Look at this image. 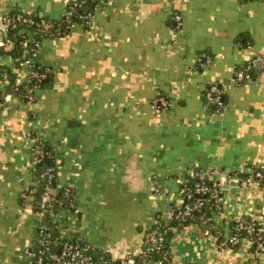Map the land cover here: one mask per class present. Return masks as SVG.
<instances>
[{
	"label": "crops",
	"instance_id": "0c3cea01",
	"mask_svg": "<svg viewBox=\"0 0 264 264\" xmlns=\"http://www.w3.org/2000/svg\"><path fill=\"white\" fill-rule=\"evenodd\" d=\"M72 1L0 0V34L10 13L60 20ZM31 62L50 71L33 102L7 98L0 73V264H28L41 227L31 198L22 202L38 142L58 154V187L73 192L75 211L55 218L68 240L138 253L196 172L232 177L212 216L223 239L240 219L264 223V187L241 177L264 167V0H106L87 28L43 38ZM0 66L28 83L11 55ZM217 240L200 222L180 227L166 264H264L247 238L232 249Z\"/></svg>",
	"mask_w": 264,
	"mask_h": 264
},
{
	"label": "built area",
	"instance_id": "2783aa9c",
	"mask_svg": "<svg viewBox=\"0 0 264 264\" xmlns=\"http://www.w3.org/2000/svg\"><path fill=\"white\" fill-rule=\"evenodd\" d=\"M106 0H98V5L95 8L94 13H90L86 16H81V19L85 21L86 26H90L92 18L95 16L97 7L101 2ZM78 6V1L73 0L72 3L68 6V9L63 16L65 20H69ZM8 16L3 18L5 24V30L0 34V47L11 48L14 45V41L7 36L8 25L10 24ZM15 21L22 23H32L28 17L23 15H17L14 18ZM63 20V19H62ZM177 21H180V18L177 17ZM37 26L40 29L45 31L51 28V24L45 20L37 23ZM35 41V40H33ZM40 46L36 42V48ZM30 50L24 53L23 61L20 63L21 66H27L29 68V79H36V82L32 87H29L27 90V99L30 102L34 101V93L39 87L40 81L45 77V74L39 75L32 70L33 62L31 58H28L31 55ZM247 74L243 71H240L237 74L236 81L238 83H243L247 79ZM15 97L13 94H8L7 98ZM208 97L214 102L215 105H222L221 94L219 89L216 86H211ZM160 100V99H159ZM160 102L162 105L167 106L168 103L161 99ZM42 152L39 149H35L32 159V166H36V163L39 162ZM260 170L256 172L252 180L261 181L263 178L264 167H260ZM51 170H47L49 174ZM192 177H198L200 180L208 178L209 182H196L192 187L189 185V180L186 178L179 188L178 195L182 200V204L177 207H171L168 209L161 217V222H159L153 229L147 234L145 242L141 250L136 254L116 256L108 252H103L97 250L89 245L82 244L81 241L68 240L61 234L60 231L59 237L65 239L66 241L62 244L61 250L58 253L50 254L49 247L51 241L49 240L50 235H45L44 231L40 229L37 233V244L41 245V250L39 255H37V264H166L167 259L170 257V252L166 244L165 233L169 230H172L168 227L169 223L172 221L185 223L188 221H200L203 227L214 223L213 214L210 217H200L199 213L203 207H206L211 201V206L214 208V213H220L222 211V195L226 191V184L231 180V176L225 172L219 173V175H204L202 173L196 172ZM208 198V199H207ZM72 207H74L72 205ZM48 208L45 206L42 207L40 213L41 216L46 215ZM52 213V212H51ZM62 212L59 214H51L55 218L60 217ZM213 229H216L215 225H212ZM207 232H211L210 227H205ZM60 230V229H59ZM244 234V235H243ZM221 232L218 231L216 237L218 238L217 244L221 249L225 248H234L239 244L241 237L245 236L251 243V246L254 248L256 253H264V223L238 220L237 224L234 226L233 232L228 239H220ZM54 245H58V242L55 241ZM60 245V243H59ZM168 249V250H167ZM95 253L105 254L106 257H101L98 262L93 260ZM30 258L32 259L35 255L32 251L30 252ZM155 255H160V257L154 258ZM143 260V262L141 261ZM28 264H34L32 261H29Z\"/></svg>",
	"mask_w": 264,
	"mask_h": 264
},
{
	"label": "trees",
	"instance_id": "16d2710c",
	"mask_svg": "<svg viewBox=\"0 0 264 264\" xmlns=\"http://www.w3.org/2000/svg\"><path fill=\"white\" fill-rule=\"evenodd\" d=\"M77 1H78V6L76 7V11L74 12L73 16L69 20H65L64 17L62 18L63 20L62 19L53 20L49 17H40L37 15H28L25 13H18V12H13L7 15L9 19H12L10 20V24L8 25L7 36L8 38L14 41V45L11 48L0 47V54L11 55L16 61L17 65L21 66L20 63L23 61V58H24L23 56L26 51L28 50L32 51L31 55L28 58H32V56L35 54V51L38 49L36 48V42L40 44L43 38H53V37L64 36L67 34L70 27L74 23H80L87 28L86 24H84L85 21L81 19V16H86L90 13L91 14L94 13L95 8L98 5V0H77ZM71 3L72 2H70L68 6ZM17 15H23L25 17H28L29 20L32 21V23H22V22L15 21L14 18ZM43 20L49 22L52 25L51 28L47 31L40 29L37 26V23H40ZM28 33H32L36 35L34 39L35 41L30 40V38L28 37ZM32 70L35 73H38L39 75L45 74V77L39 83L38 89L45 87L46 81L49 79V72H50L49 69L44 68L43 66L39 64L33 63ZM0 73H2L3 77H6L9 82L7 95L13 94L15 97H18L24 102H30L27 99L26 93L29 87H32V85L38 82L36 79L30 80L28 78V83L24 85H17L13 82V80H11L12 77L11 75L9 76V72L6 69H3V67L1 66H0ZM221 99H222V104H224L225 98L223 97V95H221ZM3 100H4V96L0 93V105L3 102ZM35 147L36 149H39L42 152V156L38 155V157H40L39 162L36 163V166L31 168V173L34 177L35 185H33L27 191L24 192V195L22 197V202L27 200L26 198L30 197L31 207L33 211H35L37 214L40 213L43 206H45V208H48L46 215L42 217L41 227H39V230L42 229L45 235H48V234L50 235L49 240L51 241V245L49 247L50 249L49 253L55 254L61 250L62 244L66 240L59 237L58 231L61 226V221L56 220L55 217L52 216L51 214L57 215L60 212H65V211L74 212L76 206H75V202L73 199V192L67 188L58 187L59 186V180H58L59 156L58 154L53 150L52 147H50L49 145L43 142L36 143ZM47 170H51L49 174L47 173ZM259 170L260 169H256L250 175H241V177L243 180L252 179L255 176L256 172ZM261 172L263 173L262 175L263 178L261 179V181H257V182L262 187H264V171H261ZM187 179L189 180L190 187H192L193 184L196 182H200V181H203L206 183L209 182L208 178H204L203 180H200L198 177L189 176L187 177ZM55 188H57V191L53 193V190ZM211 203L212 202L209 201V204L206 207H203L201 209L199 213L200 217L204 216L206 218V217L212 216V214L214 213V208L211 206ZM72 205L74 207H72ZM243 220L252 221L249 218H243ZM159 222H161V219H159L158 223ZM191 222H194V221H188L185 223H179V222L172 221L169 223L168 227L171 228L172 230H169L165 233L166 244H167L168 249H169L168 239L170 235L172 234V232L174 230L179 229L180 227L190 224ZM237 222L238 221H236L233 224V229H234V226L237 224ZM213 224L214 223H210L209 225H206L205 227L207 228V226L210 227L211 225V232L217 235L218 229H213L212 228ZM222 236L223 235H221L220 239L225 240L222 238ZM243 237L246 238L245 236ZM37 239L32 248V252L35 255L33 256L32 259L31 258L29 259V261H32L34 264H37V255L40 256L39 251L41 250V245L37 244V241H38ZM55 241L58 242V245H54ZM75 241H81V240H75ZM81 242L82 244L88 245L84 243L83 241ZM169 252H170V249H169ZM101 257L103 258L106 256L105 254H102V253L101 254L95 253L93 260L95 262H98L99 259H101ZM157 257H160V255L154 256V258H157ZM168 260L169 258L167 259V262ZM141 261L143 262V260Z\"/></svg>",
	"mask_w": 264,
	"mask_h": 264
}]
</instances>
